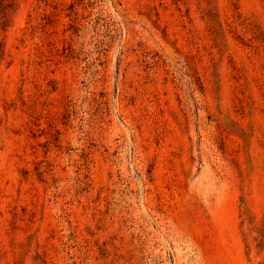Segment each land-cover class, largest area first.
Listing matches in <instances>:
<instances>
[{"label": "rangeland", "instance_id": "rangeland-1", "mask_svg": "<svg viewBox=\"0 0 264 264\" xmlns=\"http://www.w3.org/2000/svg\"><path fill=\"white\" fill-rule=\"evenodd\" d=\"M7 13L0 264H264V0Z\"/></svg>", "mask_w": 264, "mask_h": 264}, {"label": "trees", "instance_id": "trees-1", "mask_svg": "<svg viewBox=\"0 0 264 264\" xmlns=\"http://www.w3.org/2000/svg\"><path fill=\"white\" fill-rule=\"evenodd\" d=\"M12 6V0H0V9H1V15L0 19L1 21V26L2 27H7V21H8V13L7 9Z\"/></svg>", "mask_w": 264, "mask_h": 264}]
</instances>
